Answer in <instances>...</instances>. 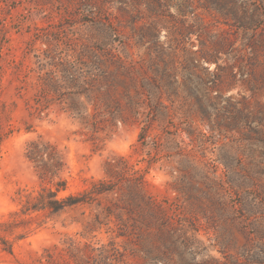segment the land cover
Wrapping results in <instances>:
<instances>
[{
  "label": "rangeland",
  "instance_id": "1",
  "mask_svg": "<svg viewBox=\"0 0 264 264\" xmlns=\"http://www.w3.org/2000/svg\"><path fill=\"white\" fill-rule=\"evenodd\" d=\"M242 2L257 26L204 0H0V264H264V0ZM58 182L89 203L21 214Z\"/></svg>",
  "mask_w": 264,
  "mask_h": 264
},
{
  "label": "trees",
  "instance_id": "2",
  "mask_svg": "<svg viewBox=\"0 0 264 264\" xmlns=\"http://www.w3.org/2000/svg\"><path fill=\"white\" fill-rule=\"evenodd\" d=\"M204 7L208 11L213 10L219 13L229 8V12L233 15L232 19L234 23H237L240 28L248 29L260 23L259 18L261 17V15L259 16L258 14L262 8L260 5L254 10H249V8H247V6L242 2V0H204ZM216 54L217 50H215L214 52L212 50H206L203 57L209 63H213L217 61ZM216 83V87L218 89H221L222 81L219 79ZM164 116L165 113L160 103L151 104L148 120L146 121V124L143 126L139 135V143L142 142L145 139V136L148 134V130L150 128V125L154 121V117L163 118ZM4 137L5 135L0 128V145ZM95 189L97 194H103L105 192L113 190V188H110V186H108V184L105 182H100L96 184ZM67 190L68 186L66 182H58L54 184L53 187L41 184L40 188L37 191L27 192L26 196H24L25 200L21 201L23 202V204L20 212L22 215H29L38 211H47L56 214L65 210L66 208L76 207L82 204L89 203L86 199V194H69L67 196L61 197L60 195L66 192ZM17 214L20 213H15L14 215ZM17 223V218H15L14 220L3 221L0 223V228H4L5 231H9L10 233H12ZM18 239H22V237H18ZM0 240L2 241L1 243L4 245V250L9 253H12V244L7 242L6 240L4 241L1 238Z\"/></svg>",
  "mask_w": 264,
  "mask_h": 264
}]
</instances>
